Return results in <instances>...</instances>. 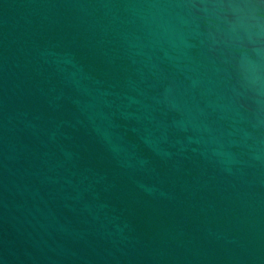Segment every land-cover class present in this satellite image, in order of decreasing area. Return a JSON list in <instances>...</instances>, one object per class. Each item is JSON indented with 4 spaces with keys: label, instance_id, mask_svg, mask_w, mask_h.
Segmentation results:
<instances>
[{
    "label": "water",
    "instance_id": "1",
    "mask_svg": "<svg viewBox=\"0 0 264 264\" xmlns=\"http://www.w3.org/2000/svg\"><path fill=\"white\" fill-rule=\"evenodd\" d=\"M0 264H264V0H0Z\"/></svg>",
    "mask_w": 264,
    "mask_h": 264
}]
</instances>
